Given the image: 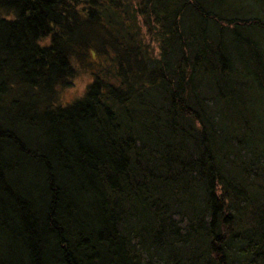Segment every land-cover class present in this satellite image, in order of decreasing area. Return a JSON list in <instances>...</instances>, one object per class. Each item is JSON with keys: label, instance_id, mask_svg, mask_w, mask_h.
<instances>
[{"label": "trees", "instance_id": "16d2710c", "mask_svg": "<svg viewBox=\"0 0 264 264\" xmlns=\"http://www.w3.org/2000/svg\"><path fill=\"white\" fill-rule=\"evenodd\" d=\"M0 264H264V0H0Z\"/></svg>", "mask_w": 264, "mask_h": 264}, {"label": "rangeland", "instance_id": "374dc122", "mask_svg": "<svg viewBox=\"0 0 264 264\" xmlns=\"http://www.w3.org/2000/svg\"><path fill=\"white\" fill-rule=\"evenodd\" d=\"M90 58L95 60V54L92 52ZM91 81L90 70L85 66L81 67L77 65V73L72 79L71 85L60 88L58 91V103L59 104H68L80 97L87 86Z\"/></svg>", "mask_w": 264, "mask_h": 264}]
</instances>
